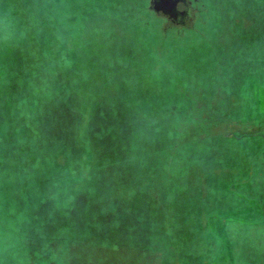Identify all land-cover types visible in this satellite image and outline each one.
I'll return each instance as SVG.
<instances>
[{
	"label": "rangeland",
	"instance_id": "374dc122",
	"mask_svg": "<svg viewBox=\"0 0 264 264\" xmlns=\"http://www.w3.org/2000/svg\"><path fill=\"white\" fill-rule=\"evenodd\" d=\"M150 1L17 0L11 6L9 0H0V8L12 9L18 20V35L9 42H0V124L10 125L1 131L7 136L12 128V100L17 99L20 90L29 89L33 96L31 107L34 108V102L39 103L31 141H41L40 148H43L39 175L34 174L33 166H29L31 173L27 175L21 146L12 137V141L3 143L4 150L14 149L17 144L18 156L15 154L13 160L5 162L11 173L3 180L8 190L0 196V204H5L3 208L0 206V216L17 221L19 236L35 239L46 212L47 215L55 212V217H62V213L76 207L91 212V198L101 187L99 184L107 179V168L97 165L98 143L94 129L103 131L105 128L100 107H106L120 95L128 96L122 101L131 99L132 90L121 81L122 76L127 78H123L124 81H138V92L147 98L159 96L168 84L178 87V92L187 85L190 96L204 97V84L211 78L223 76L221 73L197 76L199 70L204 69L201 64L206 59L212 61L216 57L228 64L233 61L236 65L254 67L256 62H262L263 67L264 59L253 60L256 48L243 45L244 42L253 44L254 40L249 36L252 35L251 21L237 10V0H193L192 19L180 26L170 24L165 16L151 10ZM22 3L31 5V9L25 11L26 6H19ZM27 29L35 31V35L22 33ZM27 40L32 43L28 48ZM247 48H250L249 53H246ZM236 50H239L238 59L232 57ZM251 50L255 51L253 55ZM113 51L120 55L118 71L114 74L104 62ZM259 54H264V50ZM20 59L24 62L21 67L26 68L16 72V61ZM2 63L11 67L10 74H4L6 66ZM35 73L44 77L41 79ZM248 75L244 72L230 77L234 89L228 88V102L210 122L212 134L229 135L233 139L225 138L214 153L207 156L211 159L192 167V185L182 192L188 196V201L180 211L187 210L190 219L188 224L180 225L182 240L173 239L172 244L149 254L96 248L89 257L102 258L105 264H110L113 258L118 262L126 258L132 264H245L244 255H240L236 247L237 238L245 230L238 223H245L241 217L249 210L256 223H264V214L256 204L238 214L241 209L231 203L233 197L228 199L214 191L210 184L215 180L228 181L233 194L256 196L254 179L259 178V170L263 168L256 171L257 159L264 147V78L257 80ZM178 92H175L177 96L181 94ZM204 119L202 111L198 110L197 116L188 120L183 135L194 139L200 120ZM118 136L110 133L106 138L111 141ZM33 174L40 180L33 181ZM87 215L84 227L76 226V229L90 235L91 229L100 224ZM10 220H6L3 228L5 234L0 235L5 241H10L5 236L12 230ZM263 237L264 228H256L252 238ZM19 242L21 248L28 246L26 240ZM184 244H193L194 249ZM247 258L249 264H259V259L260 264H264V255L254 253Z\"/></svg>",
	"mask_w": 264,
	"mask_h": 264
},
{
	"label": "trees",
	"instance_id": "16d2710c",
	"mask_svg": "<svg viewBox=\"0 0 264 264\" xmlns=\"http://www.w3.org/2000/svg\"><path fill=\"white\" fill-rule=\"evenodd\" d=\"M9 1L11 6H14L17 0ZM236 5L237 10L244 13L251 21L252 30L250 33L252 35L249 36H252L254 43L245 44L247 42H244L243 45H253V48H256L253 49L256 51L253 60L259 59L260 61L261 59L262 61L264 54L260 55L259 53L264 50V0H237ZM19 6H26L25 11L31 9V5L22 3ZM11 11L13 12L12 9ZM24 32L26 35L31 34L32 37L35 35V31L32 29H27L22 33ZM31 44L29 40L26 41L27 48ZM250 48H247L248 52L246 53H249ZM234 49L236 48L234 47ZM229 52L231 53V51ZM238 52L239 50L233 51L234 59L240 57ZM254 52L252 51V55ZM223 55L225 56L226 52ZM2 56L5 62L6 59L4 55ZM38 56L39 52L37 51L36 57ZM119 56L118 52L114 53L113 51L108 57L109 60L104 59L110 68L109 72H113V74L118 71L117 58ZM23 63L22 59L16 61V72L26 68L25 66L21 67ZM256 63L258 64L254 67L236 65L233 61L228 64V61L226 63L216 57L212 61L206 59L201 64L204 69L201 68L196 75L221 73L223 76L211 78L207 84H204L206 86L204 97L190 96V87L187 85L182 86L184 89L180 88L183 90L178 92V87L175 88L168 84L159 96L147 98L138 92V81L133 79H129V82L124 81L123 78H127L125 75L122 76L121 81L127 83L128 88L132 90L131 99L122 101L124 97L128 96L120 95L121 98L118 97L106 107H100L105 128L103 131L98 128L94 129L98 143L96 147L99 156L97 165L107 168L105 177L108 180L99 184L101 187H98L99 190L91 198V212L86 213L84 208L79 210L77 207L76 210L66 211L64 215L62 213V217H55V212L49 213V215L46 212L41 221V228L37 231V237L30 239L34 245L40 244L45 249L42 251L48 254V263L52 264L51 261L54 260L55 264L56 262L59 264H105L102 258L93 259L92 255L89 257L88 254L95 252L96 248L101 250L120 248L130 254L134 252L149 254L172 244L171 240L173 239L182 240L179 237L180 225L190 222L187 216L188 211H180V208L186 206L188 201V196L182 192L188 190L192 185L190 182V177L193 174L192 167L198 163L203 165L202 162L211 159L207 156L214 153L213 151L223 143L225 138L227 141L233 139L229 135L219 137L212 134L210 122L215 113L223 111V104L228 102V88L234 89L235 86L230 80L232 75L247 72L249 77L257 80L264 78V65L260 66L263 63ZM3 65L6 66L3 68L4 74H10L11 67ZM26 66L29 67V64ZM35 75L41 79L44 77L39 73H35ZM243 87L242 85L241 89ZM28 90L26 88L20 90L22 94H17V99L12 100L10 105L13 109L11 124L17 126L21 135L20 140L24 136L25 140H28L33 147L34 174L39 175L43 154L41 149L43 148H40L41 141H31L33 139L32 128L36 122L34 117L39 114L37 112L39 103L34 102V108L31 107L33 96L29 94ZM175 92L181 94L177 96ZM122 102L124 103L122 104ZM40 108L44 109L45 106ZM198 110L202 111L205 119L200 120V122L202 121L200 129L197 134H194V139H188L183 135V132L186 130L188 120L197 116ZM28 133L30 137H28ZM110 133L119 136L108 141L106 137ZM98 140L105 144L101 145ZM241 140L240 138L239 141ZM260 167H263L262 170ZM108 169L111 171H107ZM258 170L259 178H255L253 184L256 191L255 197L242 193L233 194L231 188H228L230 185L228 181L219 183L215 180L211 182L210 186L214 191L223 193L228 199L233 197L234 200L231 203L241 209V211H237L238 214H242L254 204L260 207L261 214H264V147L257 159L256 171ZM38 178L40 180L39 176L34 175L33 181H37ZM193 185L196 186L195 183ZM42 206H45V202ZM249 211L244 212L241 217L242 222L246 220L245 223H238L243 225L245 230L241 237L237 238L236 243L240 255H244L243 263L245 264H249L248 255L254 253L264 255V237L263 239L252 238L255 229L264 228V223H256L255 217L249 215ZM87 214L100 224L91 229L90 235L84 233L83 230L78 232L79 230L76 229V226H83L86 223ZM85 227L88 225L85 224ZM181 235L184 236V232ZM184 246L191 248L193 244H184ZM20 251H24V249L21 248ZM35 254L37 255L36 251ZM41 254L43 255V253ZM37 261L38 259H35V262ZM261 261V259L258 260L259 264ZM110 262V264H132V261H126V258L120 262L113 258Z\"/></svg>",
	"mask_w": 264,
	"mask_h": 264
},
{
	"label": "flooded vegetation",
	"instance_id": "af4514ba",
	"mask_svg": "<svg viewBox=\"0 0 264 264\" xmlns=\"http://www.w3.org/2000/svg\"><path fill=\"white\" fill-rule=\"evenodd\" d=\"M192 3H193V0H185V1L180 2L178 5V9L180 11H188V18L185 20L184 24H176L173 20L167 18L163 13H159L158 15L165 16L169 20V23L172 25H177V26L186 25V24H188V22H190V20L192 19V16H193L192 15ZM4 127H10V125L4 126V124H0V196L4 195L6 193L5 190L6 191L8 190L6 184H4L3 180L8 179L9 173H11L8 170L9 165H5V162L13 160L15 157V154H16V156H18V150H17V146H16L17 144L15 145L14 149L4 150L5 147L3 146V143L4 142L9 143L10 141H12L10 139L11 137H12V139L15 138V143H18L21 146V148H19L21 155L23 157H25L24 165L27 169L26 170L27 175H30L31 171L28 170V168H29V166H33L32 164L34 162L33 147L30 146L31 144L28 142V140L27 141L25 140L24 136H22L23 139L20 140L21 135L18 132L17 126L12 125L11 126L12 128H9L10 131H8L7 136H5L4 132L1 131L2 128H4ZM14 127H15V129H13ZM6 137H9V140H5ZM28 137H30L29 133H28ZM19 140H20V142H19ZM11 167L13 168V165ZM32 168H34V167H32ZM33 176H34V174H33ZM16 184L17 183L15 182V185ZM11 190H12V188H11ZM4 200L6 201V199H4ZM0 206H1V208H3V206L5 207V204L2 203V204H0ZM6 220H10V219H6V218L4 219V217L0 216V235H1V233L5 234L3 228L5 226ZM10 221L12 222V230L10 232V235L7 234V232L5 235V236H7V238H10V241H5L2 238L3 236H1V238H0V240L3 241V243L0 244V264H35V263L47 264L48 263L47 259H49L48 254H45V251L44 252L42 251L45 249L42 248L40 244H38L37 246L34 245L30 240L31 237L28 238V237H25L22 235L19 236V233H18L19 231L17 230V227H18L17 221L15 219H11ZM22 237H23V239H22ZM19 240H21V241L26 240V242L28 241V246L22 248V249H24V251H20L22 244H20ZM35 251H36L37 255L35 254ZM41 253H43V255ZM35 259H38V261L35 262ZM48 264H50V263H48Z\"/></svg>",
	"mask_w": 264,
	"mask_h": 264
},
{
	"label": "water",
	"instance_id": "95a60500",
	"mask_svg": "<svg viewBox=\"0 0 264 264\" xmlns=\"http://www.w3.org/2000/svg\"><path fill=\"white\" fill-rule=\"evenodd\" d=\"M185 0H151L149 8L155 13H163L176 24H184L188 18V11H180L178 5Z\"/></svg>",
	"mask_w": 264,
	"mask_h": 264
},
{
	"label": "clouds",
	"instance_id": "9594fccd",
	"mask_svg": "<svg viewBox=\"0 0 264 264\" xmlns=\"http://www.w3.org/2000/svg\"><path fill=\"white\" fill-rule=\"evenodd\" d=\"M18 35V20L7 8H0V42H9ZM3 241L0 240V244Z\"/></svg>",
	"mask_w": 264,
	"mask_h": 264
}]
</instances>
